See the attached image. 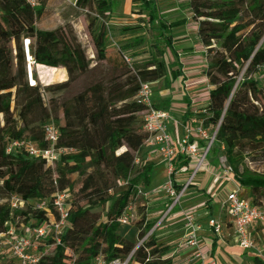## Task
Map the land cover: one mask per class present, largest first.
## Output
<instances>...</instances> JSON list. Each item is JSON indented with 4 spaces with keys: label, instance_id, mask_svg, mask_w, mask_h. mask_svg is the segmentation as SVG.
Listing matches in <instances>:
<instances>
[{
    "label": "trees",
    "instance_id": "1",
    "mask_svg": "<svg viewBox=\"0 0 264 264\" xmlns=\"http://www.w3.org/2000/svg\"><path fill=\"white\" fill-rule=\"evenodd\" d=\"M133 1L147 12L148 25L172 51L170 27L179 22L170 23L160 17L156 0ZM188 1L205 48V75L212 87L201 118L203 127L211 134L215 132L207 156L211 153L213 160L223 156L232 167L233 178L248 190L244 197L264 206V174L239 171L246 161L264 162V79L258 72L264 63V0ZM113 2L76 0V6L103 18L112 10ZM43 11L39 1L32 7L24 0H0V233L9 225L14 227L16 218H23L25 226V230L15 228L17 234L37 226L46 218L44 211L36 209L37 202L50 200L56 191L68 190L69 226L61 234V244L45 254L40 264H69L73 258L87 264L99 255L105 261L125 259L134 243L118 233V217L133 202L136 187L150 185L154 165L146 160L135 169L136 154L145 148L140 115L143 105L137 102L136 94L140 81L165 79L172 63L166 64L158 43L153 44L157 54L151 59L140 65L127 63L124 51L133 45H122L116 46L122 58L105 70L99 62L110 59L111 45L104 19L91 33L96 58L91 64L71 28H37ZM23 38L31 40L28 50L36 64L51 67L63 80L64 70L68 76L74 73V79L84 76V87L70 93L68 84L45 103L40 86L28 85ZM140 41L136 38L134 43ZM59 109L63 113L62 125L57 120ZM49 122L59 128L57 146L71 149L60 154L53 167L16 147L6 152L9 142L16 138L45 146L44 127ZM175 165L189 167L191 161L178 154ZM73 174L82 177L76 192L72 190ZM124 181L126 184L121 185ZM175 187L177 191L181 189V185ZM12 195L25 201L23 208H11ZM153 223L147 222L137 238ZM33 239L40 249L54 242L51 236ZM9 253L7 247L0 249V259ZM167 253L151 234L127 264H176ZM259 261L257 257L256 264ZM6 264H16L15 258Z\"/></svg>",
    "mask_w": 264,
    "mask_h": 264
},
{
    "label": "built area",
    "instance_id": "2",
    "mask_svg": "<svg viewBox=\"0 0 264 264\" xmlns=\"http://www.w3.org/2000/svg\"><path fill=\"white\" fill-rule=\"evenodd\" d=\"M27 4L34 7L38 0H24ZM69 1V0H68ZM76 6V0L72 1ZM31 40L29 38L22 39L25 59L26 78L29 86L37 85L34 75V65L36 64L29 54V45ZM125 61L130 63V59L125 56ZM259 77L264 79V63L258 67ZM136 100L143 105L141 115V130L145 136L143 146L149 151L158 154L165 166L166 180L162 185V189L171 199V205L168 212L176 205H179L184 191L189 187L200 170L207 168V153L214 140L215 132H210L203 127V120L200 119L196 123H182V133L178 137H174L169 129V123L172 117L169 111L161 108H156L152 99L151 82L140 81L139 89L136 94ZM59 128L52 122H49L44 127V142L45 146H40L34 141L27 138H16L9 142L6 147V152H10L12 148L16 147L22 149L28 156L34 159L44 160L48 165L53 167L58 160L60 154L65 151H71L64 147H58ZM204 140L205 145L199 146L196 140ZM180 154L190 159L191 165L189 167L182 166L177 168L175 165V158ZM190 170L187 179L181 183V189L177 191L176 174L183 170ZM221 174L233 180L232 167L222 160ZM126 181L121 185H125ZM1 185V181H0ZM177 185V184H176ZM241 186L236 181V186L226 194L224 200V207L226 215L234 228V234L237 239V244L244 250L255 249L259 258V264H264L263 250L257 247V241L249 236V227L252 224H264V206H259L251 203L247 198L240 196ZM146 192L140 186L136 187L135 196L145 195ZM70 194L68 190L56 191L50 200L42 199L35 205L37 210L45 212V219L27 230L24 234H17L16 229L9 225L5 232L0 233V249L8 248L10 254L16 260V264H40V259L47 254V249L53 248L61 244V234L69 226L68 216L70 207ZM25 201L16 195L10 198V206L13 209L23 208ZM136 216L135 206L133 202H129L118 217L120 225L130 223ZM207 225L212 233L220 236L223 230V224L216 218L209 217ZM182 240L180 247L191 251L194 259L205 264V253L202 249L199 231L201 229L196 216L190 210H184L182 213ZM51 236L54 240L52 245H45L40 249L34 242L33 237L37 241L43 240ZM146 238V237H145ZM139 241V244L132 250L127 258H115L105 261L99 255L87 264H127L129 258L134 251L144 242V239ZM264 245V236H263ZM69 264H80L76 262L75 258Z\"/></svg>",
    "mask_w": 264,
    "mask_h": 264
},
{
    "label": "rangeland",
    "instance_id": "3",
    "mask_svg": "<svg viewBox=\"0 0 264 264\" xmlns=\"http://www.w3.org/2000/svg\"><path fill=\"white\" fill-rule=\"evenodd\" d=\"M43 4L44 11L43 15L40 19L37 20L36 26L40 29H53L56 27H66L71 28L72 33L76 36L78 41L82 44L83 48L85 49L87 57L90 59L91 64H94L96 62L95 58V49L93 46L92 41V35L91 33L93 31H97L100 23L102 22V19L105 21V25L108 27V37L110 40V59L106 60L104 62H99L100 65H102L103 69H107L108 66L113 64L114 62H118L122 57L120 56L117 47H121L122 45H133L130 49L124 51V55H126L130 62L133 65H140L143 62L151 59L153 56L157 54L156 49L154 47V43H158L159 47L164 50V60L166 64L172 63V65L169 64V70L171 66H174L176 55L175 52L169 48L166 47L163 42L159 39L157 36V32L155 29L151 28L146 21V15L144 13V10L141 9V6L137 2H133V4L130 7V10L128 13L122 14L119 13L122 0H114L112 10L109 11L110 14L104 15L103 18H101L96 12L91 11L87 8H80L75 5H73V0H38ZM159 1L163 0H156L157 3ZM170 1V0H165ZM175 6L172 7L173 10L171 14H168L167 12H159L160 17L163 19L165 17H169L170 15H175V19L170 21L172 22H179L178 25H172L170 27V33L173 32L176 27L182 26V28L186 31L187 37L193 42L194 51L196 53V59L197 61H200V66L204 68V55L202 54L200 50V42L197 37L196 33V23L194 19L191 17V13L188 7V1L187 0H171ZM159 7V6H158ZM113 12H116L115 14H112ZM133 15V16H132ZM135 15V16H134ZM174 33V32H173ZM138 38L140 39L141 43L135 44L134 40ZM22 43V40H21ZM173 44V42H172ZM12 48L14 49V44L12 42L11 44ZM23 46V45H22ZM117 46V47H116ZM178 51H182V49L177 48ZM14 53V52H13ZM14 69L15 66H14ZM64 70V69H63ZM34 72L36 74V82L37 85L40 86L42 91V97L45 103H47V99L49 96L57 95L62 93L66 87L69 85L70 93L78 92L80 89H82L86 83V79L84 76H81L79 78L74 79V73H72L70 76H68L67 72L64 70L65 80H63L62 76L59 74H54V71L51 67H45L39 64L34 65ZM63 74V73H62ZM202 76V74H200ZM68 80V81H67ZM169 78L167 77L165 80L159 79L156 81L151 82V90H152V99L153 102H155V106L162 107L163 104H160L157 100L160 99L161 94L160 91L163 88H166L169 86ZM67 81L64 86H62L59 89H54V86L64 83ZM50 87V90H43ZM57 120L58 124H63V113L61 109L57 112ZM211 134V132H210ZM147 149H141L136 154V160H135V169L140 166V163L142 161H146L148 158V150ZM213 159V155L210 153V155L207 156V158ZM223 157V156H221ZM224 159V157H223ZM208 160V159H207ZM201 171V170H200ZM240 172H251V173H257V174H264V162H247L243 163L239 166ZM191 172H189L190 174ZM201 175V173H196V179ZM153 180L150 181V185L148 187H141L144 192H146L145 195H140L138 197H133V204L135 206L136 216L135 218L128 224L120 225L118 229V233L123 236L124 238L130 240L134 243V248L139 244V241L143 238L144 242H146L150 235L152 234L156 240L157 243H159L160 240H164L160 242L162 246L169 252L173 247L176 246L177 242L180 238V227L182 219L178 216L180 214L182 209L190 210L195 214V216L198 218V216H204V207L191 206L192 203L189 204H182V197L179 205H176L172 210L169 212L167 211L171 205L172 199L164 193L162 189V185L164 184L166 180V172L162 171L161 169H158L154 173ZM177 176V174L175 175ZM82 177H80L77 174H73L71 176V181L73 183L72 190L73 192H76L79 188L80 181ZM231 187L234 188L236 186V180H230ZM193 183V182H192ZM114 192L113 190L111 191ZM111 193V194H112ZM248 193V190L246 189L245 194ZM164 196V197H163ZM207 196L205 193L201 194V198H205ZM166 199L165 203H162V199ZM110 204L107 203L106 207ZM174 223L173 225H176L177 231L173 232L172 234L175 235V238H170L171 233L167 230L166 222L168 219L173 218ZM218 218L222 221H226V215L224 212V209L221 208L218 212ZM23 218H16L13 221L14 228L17 230H25V226L23 225ZM141 220V221H140ZM138 221H140L138 223ZM153 221L152 227L145 232V234L142 237L137 238V233L140 229H144V226L147 222ZM177 234V235H176ZM52 252V248L47 249V253L50 254ZM12 255L9 253L8 256H4L0 259L1 263H10V258ZM177 257L174 256L173 260L174 262H177Z\"/></svg>",
    "mask_w": 264,
    "mask_h": 264
},
{
    "label": "crops",
    "instance_id": "4",
    "mask_svg": "<svg viewBox=\"0 0 264 264\" xmlns=\"http://www.w3.org/2000/svg\"><path fill=\"white\" fill-rule=\"evenodd\" d=\"M132 4V0H122L119 13L125 14L131 11L130 7ZM174 6L175 4L171 0H163L157 3V7L160 13L167 12L168 14H171V12L173 11L171 9H173L172 7ZM115 13L116 12H113L112 14ZM144 13L146 15L147 12L144 10ZM107 14L109 15L110 12L108 11ZM164 18L168 22L172 21L171 18H174L173 20H176L175 15H170L169 17L164 16ZM195 23L197 33L198 23L197 21H195ZM173 32L170 33V36L172 39L171 41L173 42V51H176V60L175 62H173L175 63L174 66L170 67L171 70L168 69L165 77V79L167 77L169 78L168 81L170 84L168 87L161 89V97L157 101L160 104H163L162 107L158 108L169 111L172 117V120L169 123V129L174 137H178L182 133V123H196L205 114L204 109L208 103V93L212 87L205 75L207 56L205 48L201 44L200 40V50L205 57L204 68L200 66V61L196 60L198 58L196 57V53L192 45L193 42L187 37V33L182 28V26L176 27ZM177 48L182 49L183 52H177ZM174 72H178L179 74L172 77L171 75H173ZM200 74H202V76H200ZM196 142L199 144V146H202L205 141L197 139ZM147 152V160L153 162L154 164L151 171V180H153L155 171L161 169L164 172L165 166L158 154L149 150ZM207 159V168L198 172V174L201 173V175L198 177V179L195 178L196 176L194 177L193 183L186 188L182 196L183 205H190L192 203L191 206L193 207H204L203 209L205 215L200 217L198 216V218L196 217L198 223L201 226V229L199 231V238L202 249L206 255L204 263L256 264L255 259L258 257L256 250H244L238 246L237 239L234 234L233 225L226 215L224 200L226 194L232 190V187L230 183L231 181L221 174L223 157L220 156L216 160H213L211 158L209 159V157ZM189 172V169L178 172L176 176V184L181 185V183L184 182L189 176ZM245 192L246 188L241 186L240 196L244 197ZM203 193L207 195L205 196V198L200 197V195ZM161 202L165 203L166 199L163 198ZM221 208L224 209L227 218L225 222H222L218 218V212ZM184 210L187 209H182L180 214H178L181 219ZM209 217L216 218L217 220L222 222L223 230L220 236L214 235L211 229L208 227L207 220ZM173 219L174 217L167 220L166 227L167 230L171 233L170 238L174 239L175 235L172 234V231H177V226L173 225L175 221ZM180 230L181 232L179 241L177 242L176 246L167 253L168 256L172 257L173 259V257L177 255L178 259L177 262H175L176 264H201V261L192 257L190 250L180 247V242L182 240L183 234L182 222ZM248 231L249 236L257 241V247L263 250L264 255V245L262 242L264 236V224H252L249 227ZM162 241L164 240H160L159 243Z\"/></svg>",
    "mask_w": 264,
    "mask_h": 264
}]
</instances>
